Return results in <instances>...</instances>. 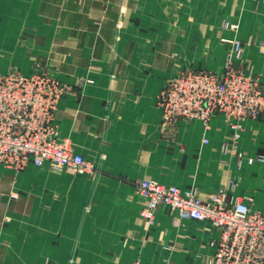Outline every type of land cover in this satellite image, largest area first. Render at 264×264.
I'll use <instances>...</instances> for the list:
<instances>
[{
  "label": "crops",
  "instance_id": "obj_1",
  "mask_svg": "<svg viewBox=\"0 0 264 264\" xmlns=\"http://www.w3.org/2000/svg\"><path fill=\"white\" fill-rule=\"evenodd\" d=\"M106 1L0 0V72H30L41 59L73 84L57 118L97 167L18 173L0 164V264H211L219 230L176 221L166 207L150 223L134 183L143 178L201 197L226 187L229 202L248 197L264 211V115L234 140L222 115L163 131L156 106L173 65L222 72L234 36L264 85V0H172L173 15L170 0ZM80 78L90 81L77 86Z\"/></svg>",
  "mask_w": 264,
  "mask_h": 264
},
{
  "label": "built area",
  "instance_id": "obj_2",
  "mask_svg": "<svg viewBox=\"0 0 264 264\" xmlns=\"http://www.w3.org/2000/svg\"><path fill=\"white\" fill-rule=\"evenodd\" d=\"M61 94L62 89L40 70L0 75L1 163L20 167L51 161L59 167L87 166L82 154L60 146L49 131ZM159 102L165 112L164 125L194 118L208 123L223 114L231 122L232 137L237 140L241 121L263 114L264 91L255 79L233 71L217 74L192 70L168 82ZM136 187L145 197L143 213L151 223L156 212L166 207L176 221L211 222L219 230V238L211 242L215 247L211 264H264V211L252 209L250 198L229 202L226 187L201 197L193 189L184 190L155 179H141Z\"/></svg>",
  "mask_w": 264,
  "mask_h": 264
},
{
  "label": "rangeland",
  "instance_id": "obj_3",
  "mask_svg": "<svg viewBox=\"0 0 264 264\" xmlns=\"http://www.w3.org/2000/svg\"><path fill=\"white\" fill-rule=\"evenodd\" d=\"M168 2H169V7L166 10L167 14L173 15L175 12H179V7H176L175 8V1L170 0ZM104 3H105V6L106 7L109 6V4H110L109 3V0H107ZM182 7H184V2L182 3ZM172 18H173V16H172ZM175 23H177V19H176ZM43 24H44V22H43ZM117 25L119 27H123L124 26L123 20L118 19L117 20ZM221 27L223 29L232 30V31H234L237 34V32H239L240 23L239 22H236L235 20L224 19L222 21V23H221ZM230 41L233 44L232 45V49L228 51V53H227V55L225 57L224 69H223L222 72H217L215 70H212L211 68H206L204 66L203 67L202 66L195 67V66H191V65L184 64V63L183 64H178V65H173L171 67V70H170L171 73H170V75H168V76H166L164 78V81L162 83V86H161V88L159 90V93H158L157 99H156V106H157V108H159V110L161 112V123H162L161 124V128H162L163 131L164 130L166 132L171 131L172 129H170V128H172V127H174L176 125H172L171 126V125H164L163 124V122L165 120V112H164V109L161 107V104L159 102L160 96H161V94H162V92L164 90L165 85H167L168 82H171L176 77H178L181 74H184L186 72H189V71H192V70H205V71H210V72L217 73V74H223L225 71L229 70V71H233V72L242 74V75H244L247 78H253V79H255L261 85V87H262V89L264 91V85H263V83H262V81L260 79V76L256 72H254L252 69L247 68V64H245L246 62H244V47H243V44L241 42V39H239V37H237V36H234V38H232ZM237 45H239V47H237ZM32 66L33 67H32V69H31L30 72H24L20 68L14 66V67H11L10 69H8L5 72H0V75L6 74V73H8L10 71H16V70L17 71H20V72H22L24 74H30V73H32V72H34L36 70H40L41 73H42V75H44V77L46 79H49L51 83L54 82V84L59 89L61 88L62 89V94H61V96H60V98H59V100H58V102H57V104H56V106L54 108V111H53V114H54L53 115L54 126L51 127L49 131L51 132V134H53V139H55L56 142L60 146L62 145L63 147H65L67 150H69L72 153H80L74 147V145L72 143V140H70L69 138L63 137L62 130H61V126H60L59 120L57 118V110L59 108L60 102L67 95V93L69 92V90L73 86V84L69 83L68 81L62 80L59 77L57 71L53 68V66L50 63H48V62H46L44 60L37 59V60H35V62H34V64ZM89 81L90 80H88V79H85L84 80V78H80V80H78L75 84L77 86H80L84 82H89ZM218 115H222L224 117L225 121L230 126V123L231 122L229 123V121L226 120V117L223 114H218ZM263 115H264V112H263V114L261 116H263ZM215 117H213V118H215ZM260 117H258V118H260ZM247 119H257V118H247ZM247 119H245V120H247ZM181 120H187V119H181ZM193 120H200V121L203 122V124H205V126H208V124L211 122V120H210L208 123H205L203 120H201L199 118H194V119L187 120V121H193ZM245 120H242L241 121L240 135H241V131H242V128H243V122ZM230 128H231V126H230ZM231 131H232V128H231ZM239 138H240V136L238 137V139ZM84 157L86 159L87 166L86 167H81V168L80 167H74V166H71V167H59L57 165L55 166L51 161H45L43 164H39V165L35 164L34 162H29L28 164L22 165L20 167L13 166V165H5V164H3L1 162H0V164L3 165L4 167L13 168L18 173L24 172L26 170V168L29 166V164H34V165L39 166V167H41V166H48L51 170H53L55 172L70 171L73 174H94L95 171L97 170V167H96V164H95L94 160L91 159V158H88L86 156H84ZM143 179H145V178H143ZM139 180H141V179H139ZM139 180H137V181L134 182L135 183V187H136V183ZM136 189H137V187H136ZM137 193L144 200L143 207L141 208V216L144 217L146 220H148L147 217L145 216V214L143 213L144 212V207H145V201H146L145 200V197H143L138 190H137ZM155 216H156V214H155ZM155 216H154V220H155ZM154 220H153V222H154ZM135 261H140L141 262V260L139 258H137ZM134 262H133V264H134Z\"/></svg>",
  "mask_w": 264,
  "mask_h": 264
}]
</instances>
